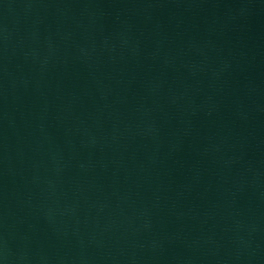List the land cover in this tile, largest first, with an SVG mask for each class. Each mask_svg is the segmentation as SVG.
<instances>
[{
    "label": "water",
    "instance_id": "obj_1",
    "mask_svg": "<svg viewBox=\"0 0 264 264\" xmlns=\"http://www.w3.org/2000/svg\"><path fill=\"white\" fill-rule=\"evenodd\" d=\"M0 264H264V0H0Z\"/></svg>",
    "mask_w": 264,
    "mask_h": 264
}]
</instances>
